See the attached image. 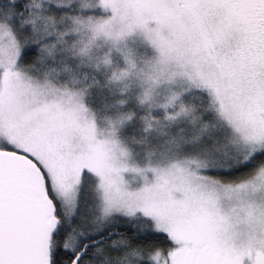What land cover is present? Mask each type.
I'll return each instance as SVG.
<instances>
[{
  "label": "snow or ice",
  "instance_id": "1",
  "mask_svg": "<svg viewBox=\"0 0 264 264\" xmlns=\"http://www.w3.org/2000/svg\"><path fill=\"white\" fill-rule=\"evenodd\" d=\"M0 264H264V0H0Z\"/></svg>",
  "mask_w": 264,
  "mask_h": 264
},
{
  "label": "rangeland",
  "instance_id": "2",
  "mask_svg": "<svg viewBox=\"0 0 264 264\" xmlns=\"http://www.w3.org/2000/svg\"><path fill=\"white\" fill-rule=\"evenodd\" d=\"M87 3V2H85ZM102 45L97 49V55H103L105 51H107L108 45H105L103 41L100 42ZM124 47V45H122ZM127 47L133 48L137 52V58L140 59L145 54V48L140 43V38L136 37L135 40H129L127 42ZM119 54H115V56ZM189 87V82L186 79L183 78H175L171 83L164 84L159 90V97L163 99L164 97L170 95L172 92L176 93H183L186 88ZM164 132H168V129H164ZM145 135V133H144ZM148 138H151L150 144L148 146H142L137 145L135 148L131 147L134 150L133 159L139 160L141 163L145 162L148 159H151L154 163L159 164H165L168 162V157L170 155L171 151H174V147L170 145H166L164 141L167 139V136L165 135H158L156 133H153ZM148 148L149 151H152V156H148V152L145 151V148ZM152 147H158L156 149L153 148V150L149 149ZM135 153H139V156H136ZM191 167L195 168V164H192ZM138 177L130 175L128 177V180L130 183L135 184Z\"/></svg>",
  "mask_w": 264,
  "mask_h": 264
},
{
  "label": "trees",
  "instance_id": "3",
  "mask_svg": "<svg viewBox=\"0 0 264 264\" xmlns=\"http://www.w3.org/2000/svg\"><path fill=\"white\" fill-rule=\"evenodd\" d=\"M83 2L89 3V2H91V0H83ZM114 59L119 61L120 57L118 55H116ZM69 68L72 69V74L74 75L75 79L78 81H83L84 80V74H85V72H87L88 73V81L87 82L91 83L93 73L90 70L76 68L75 65H73V64H69ZM46 71H48V67L46 65H37L36 68L34 69V72L37 75H42ZM101 79H102V77H101ZM75 86L80 87L81 85L76 84ZM92 91H93V94H92V96L89 97V99L93 103L94 107L103 108L105 105L114 104V102L116 100L121 98L119 95H113V92L111 90H109L108 88H104L103 90H101L99 88H95ZM183 102L188 107L194 108L197 111H199L202 107L201 100H200L199 96L196 94L183 96ZM116 107H119V106L117 105ZM116 107L107 108L106 113L108 115L113 114L116 111ZM102 115H103V113H102ZM140 127L141 126L139 124L130 125L125 132V135L128 136L130 139V146L133 148H135L137 145H141L139 143H132L131 142L133 139L140 140L144 136V133H142L139 130ZM148 140L150 142L151 138H148ZM142 146H144V145H142ZM153 148L156 149L158 147H156V148L152 147L149 149L153 150ZM113 226L115 227V225H113Z\"/></svg>",
  "mask_w": 264,
  "mask_h": 264
}]
</instances>
